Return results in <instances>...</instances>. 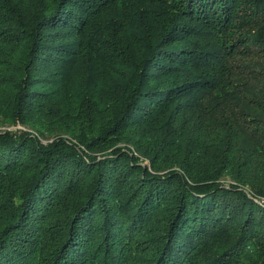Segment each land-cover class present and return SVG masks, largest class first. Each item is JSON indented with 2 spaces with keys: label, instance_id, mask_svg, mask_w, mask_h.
<instances>
[{
  "label": "trees",
  "instance_id": "16d2710c",
  "mask_svg": "<svg viewBox=\"0 0 264 264\" xmlns=\"http://www.w3.org/2000/svg\"><path fill=\"white\" fill-rule=\"evenodd\" d=\"M0 264H264V0H0Z\"/></svg>",
  "mask_w": 264,
  "mask_h": 264
},
{
  "label": "rangeland",
  "instance_id": "374dc122",
  "mask_svg": "<svg viewBox=\"0 0 264 264\" xmlns=\"http://www.w3.org/2000/svg\"><path fill=\"white\" fill-rule=\"evenodd\" d=\"M4 128H5V127H4ZM10 128L15 129L16 127H15V126H11ZM145 163H148V161H145Z\"/></svg>",
  "mask_w": 264,
  "mask_h": 264
}]
</instances>
